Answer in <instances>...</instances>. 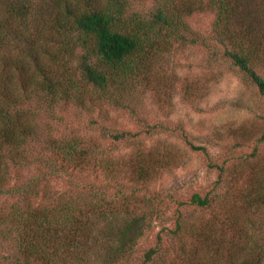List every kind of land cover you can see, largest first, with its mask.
I'll return each mask as SVG.
<instances>
[{
	"label": "trees",
	"instance_id": "obj_1",
	"mask_svg": "<svg viewBox=\"0 0 264 264\" xmlns=\"http://www.w3.org/2000/svg\"><path fill=\"white\" fill-rule=\"evenodd\" d=\"M154 1L152 7L131 11L133 0H0V50L19 53L0 58V193L9 192L2 185L11 165L32 162L41 115L55 121L61 106L90 110L89 103L101 102L129 110L125 98L136 84L152 82L154 68L176 47H199L209 66H231L264 95V0ZM199 11L214 15L210 35L197 32L188 21ZM103 132L114 142L132 140L138 133ZM182 136L191 149L207 154L206 147ZM48 145L68 162L75 158L80 168L89 162L88 148L76 138L59 143L52 138ZM49 166L55 176L67 172L63 164ZM213 166L222 171L221 165ZM100 167L110 180L118 174L105 160ZM129 169L134 180L152 176L141 157ZM32 182L12 193L36 195ZM89 184L84 185V201H60L56 209L13 205L9 215H0V242L13 249L2 259L14 264H130L144 216L125 215L121 227L107 230L127 206L114 207L107 188ZM256 187L241 194L245 210L264 211L262 180ZM96 190H103L102 197L94 194L93 201ZM117 192L122 194L121 188ZM213 196L194 192L189 199L197 207H214L209 222L200 227L177 217L172 227L156 234L140 264H264V225L257 226L254 219L250 226L244 224L241 210L213 204ZM8 220L10 225H4ZM99 220L108 227L103 225L100 231H107L100 237L94 228Z\"/></svg>",
	"mask_w": 264,
	"mask_h": 264
},
{
	"label": "rangeland",
	"instance_id": "obj_2",
	"mask_svg": "<svg viewBox=\"0 0 264 264\" xmlns=\"http://www.w3.org/2000/svg\"><path fill=\"white\" fill-rule=\"evenodd\" d=\"M154 3L133 0L130 9L139 11ZM213 18L212 12L199 11L188 21L197 32L210 35ZM202 51L189 45L176 47L165 55L154 68L152 82L136 84L125 98L129 110L101 102L89 103L90 110L61 106L55 121L41 115L36 120L40 137L32 147V162L11 165L7 170L2 186L9 192L0 193V215H9L13 205L23 209H56L60 201H84L88 191L85 184L107 188L108 198H113L111 205L127 207L119 219L110 222L109 228L105 220L97 221L94 228L99 230V237L104 231L113 232L125 215L128 219L139 215L145 218L141 222L143 234L137 240L130 264H140L156 234L161 228L172 227L177 217L189 224L198 222L200 227L210 221L214 207L191 204L189 199L194 192L214 195L213 204L241 210L244 224L250 226L254 219L257 226L264 225V211L245 210L241 198L247 188L258 189L259 180L264 186V140H260L264 133V95L231 66H209ZM7 54L19 55L17 50H0V58ZM260 72L264 77V68L260 67ZM16 89L20 94L21 86ZM105 129L138 133L132 140L114 142L104 136ZM182 134L194 144L206 147L207 154L191 149ZM52 138L57 143L76 138L79 146L88 148L89 162L81 168L74 164L75 158L68 162L49 147ZM139 157L152 171V176L145 180H134L128 172L129 164ZM102 160L111 169H117L113 180L106 176V168L100 167ZM50 164H63L67 172L55 176ZM215 164L222 166L221 172ZM29 181L36 185V195L12 193ZM117 188H121L122 194ZM102 193L103 190L92 192V200L95 201L94 194L102 197ZM4 225H10L9 220ZM103 225L108 229L101 232ZM12 251L7 241L0 242V264H14L2 259Z\"/></svg>",
	"mask_w": 264,
	"mask_h": 264
}]
</instances>
